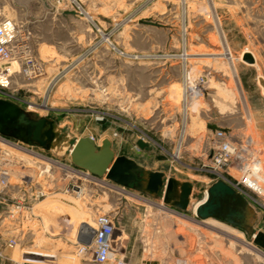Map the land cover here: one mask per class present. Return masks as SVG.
<instances>
[{
	"label": "rangeland",
	"instance_id": "374dc122",
	"mask_svg": "<svg viewBox=\"0 0 264 264\" xmlns=\"http://www.w3.org/2000/svg\"><path fill=\"white\" fill-rule=\"evenodd\" d=\"M0 23L15 31L17 52L36 66L26 73L14 61L0 99L33 119H53L71 144L91 136L100 146L109 138L117 156L193 183L194 202L219 180L208 166L220 142L212 125L246 147L251 166L261 160L264 172V0L0 2ZM246 49L258 66L239 60ZM52 152L71 159L68 148ZM0 165L21 171L7 153ZM56 178L53 189L66 182ZM82 183L81 197L57 189L40 199L35 217L20 227L0 204V264H95L80 253L91 241L78 238V219L95 227L98 213L118 228L108 264H264L253 238L264 232V191L240 185L256 215L250 233L105 176Z\"/></svg>",
	"mask_w": 264,
	"mask_h": 264
},
{
	"label": "built area",
	"instance_id": "2783aa9c",
	"mask_svg": "<svg viewBox=\"0 0 264 264\" xmlns=\"http://www.w3.org/2000/svg\"><path fill=\"white\" fill-rule=\"evenodd\" d=\"M15 34L12 28L0 23L1 85L10 81L14 73V61L19 62L26 73L32 72L36 67L34 59L26 51L17 52ZM214 134L220 142L208 166L213 169L219 180L227 181L242 194L240 185L259 193L258 188H254V181L247 183L250 181L247 179L248 173L257 160L253 161L251 166L247 159L246 147L232 142L222 129L215 130ZM0 143L4 146L3 148L0 145V153L10 154L12 162L20 165L21 169L13 171L8 166L0 165V204L6 205L10 213L16 216L18 227L23 226L24 221L35 217L36 204L40 199L53 194V191L59 189L63 193L78 197L83 189V179L98 180L94 174L73 164L71 159H62L52 151L20 140H7L1 133ZM55 176H58V181L68 182L53 189L51 183L52 179L57 180ZM96 225L89 239L91 244L82 247L80 253L89 252L95 264H108L116 258L113 241L118 230L117 223L109 214L98 213Z\"/></svg>",
	"mask_w": 264,
	"mask_h": 264
},
{
	"label": "water",
	"instance_id": "95a60500",
	"mask_svg": "<svg viewBox=\"0 0 264 264\" xmlns=\"http://www.w3.org/2000/svg\"><path fill=\"white\" fill-rule=\"evenodd\" d=\"M243 60L251 65L256 63L251 52H245ZM259 80L264 87V79L261 77ZM211 128L219 129L216 125ZM0 133L48 151L58 152L57 148L61 150L64 144L76 166L97 177L105 176L118 186L132 188L151 198L161 197L170 207L188 210L195 203L193 183L166 177L163 172L148 170L134 159L117 156L109 138L104 139L100 146L91 136L81 137L71 144L69 138L62 137V131L53 119H33L25 109L6 99H0ZM138 144L142 148L148 146L143 140ZM196 216L202 220L220 219L250 233L256 219L248 200L222 179L208 189V197L197 208ZM253 237L254 242L264 249V232L260 231Z\"/></svg>",
	"mask_w": 264,
	"mask_h": 264
},
{
	"label": "bare ground",
	"instance_id": "6f19581e",
	"mask_svg": "<svg viewBox=\"0 0 264 264\" xmlns=\"http://www.w3.org/2000/svg\"><path fill=\"white\" fill-rule=\"evenodd\" d=\"M86 15L88 16V17H90V18H92V16L88 13V12H86ZM105 40H107L108 42H110V40H109V37H107V36H105ZM245 52H251L253 55H254V57H255V59H256V63L255 64H253V65H255V66H258V58H257V55H256V53H254L253 51H251V50H249V49H246V50H244L240 55H239V60H243V54L245 53ZM186 56H189L188 54L186 55ZM244 61V60H243ZM245 62V61H244ZM246 63V62H245ZM251 65V64H250ZM261 77H263L261 74H260V76H259V78H261ZM263 79H264V77H263ZM261 87L263 88V93H264V87H263V85H261ZM193 90H195V89H193ZM189 91V90H188ZM195 93H196V91H194ZM198 92V91H197ZM189 93V92H188ZM200 93V92H199ZM190 94H191V92H190ZM198 94V93H197ZM188 95V94H187ZM187 97V96H186ZM188 98V97H187ZM46 106V105H45ZM186 107V106H185ZM186 111H187V109H185ZM189 114V113H188ZM185 115H187V114H185ZM220 129V128H219ZM184 133V132H183ZM186 135V134H185ZM252 140V139H251ZM182 141V140H181ZM62 150V149H61ZM61 150H56V151H58V152H62ZM63 153V152H62ZM61 153V154H62ZM178 153H176V156H177V158H179V155H177ZM262 161L261 160H257L256 162H255V164L253 165V168H252V170L251 171H249V175H248V180H250V181H248L247 183H252L253 181L256 183V184H254L255 186H254V188H258V190L259 191H261V192H263L264 191V172H263V166H262ZM240 176V175H239ZM225 181V180H224ZM225 182H227V181H225ZM228 183V182H227ZM229 184V183H228ZM235 188V187H234ZM236 189V188H235ZM237 190V189H236ZM237 191H239V190H237ZM241 194H242V192L241 191H239ZM261 192H259V193H261ZM83 193H84V189H82V192H81V195H79L78 197H81L82 195H83ZM243 195V194H242ZM244 196V195H243ZM207 197H208V190H206L205 191V193H204V196H203V198L201 199V200H198V201H196L194 204H192V206L193 207H191L192 209H193V213H194V215L196 216V212H197V208L202 204V203H204L205 201H206V199H207ZM245 197V196H244ZM246 198V197H245ZM247 199V198H246ZM248 200V199H247ZM248 202H249V204H250V206L253 208V206L251 205V203H250V201L248 200ZM254 209V208H253ZM83 217V216H82ZM86 218V217H85ZM208 219H214V218H208ZM79 220V225H80V227H81V231H82V237L81 236H79L78 238L81 240V238H83L81 241L82 242H85V243H87L88 242V240L90 239V236L94 233V228L97 226V225H95V227L93 226V224H92V222L91 221H89V220H84V217L82 218V220H80V219H78ZM207 220V219H206ZM214 225V224H213ZM216 226V225H215ZM220 227V226H219ZM217 228V227H216ZM225 228V227H224ZM223 228V229H224ZM221 230H222V228H220ZM227 229V228H226ZM118 231V230H117ZM224 233V232H223ZM254 238V237H253ZM67 258H66V261L69 263V262H71V260H73V256H71V255H68V256H66ZM61 259H62V257H61ZM65 259V258H64ZM63 260V259H62ZM61 260V261H62ZM75 261V260H74ZM64 262H65V260H64Z\"/></svg>",
	"mask_w": 264,
	"mask_h": 264
},
{
	"label": "crops",
	"instance_id": "0c3cea01",
	"mask_svg": "<svg viewBox=\"0 0 264 264\" xmlns=\"http://www.w3.org/2000/svg\"><path fill=\"white\" fill-rule=\"evenodd\" d=\"M44 1L45 0H0L1 3H13V4H15V3L16 4H34V3L44 2ZM85 14H86V12H85ZM90 19L93 20V18H90ZM14 67H15V65H14ZM14 67H12V68H14ZM161 172H163V171H161ZM160 206H162L163 209H165V208L168 209L167 207H165V205H160Z\"/></svg>",
	"mask_w": 264,
	"mask_h": 264
},
{
	"label": "flooded vegetation",
	"instance_id": "af4514ba",
	"mask_svg": "<svg viewBox=\"0 0 264 264\" xmlns=\"http://www.w3.org/2000/svg\"><path fill=\"white\" fill-rule=\"evenodd\" d=\"M4 136L9 137V138H13V137H10V136H7V135H4ZM13 139H15V138H13ZM15 140H18V139H15ZM117 232H118V231H117Z\"/></svg>",
	"mask_w": 264,
	"mask_h": 264
}]
</instances>
